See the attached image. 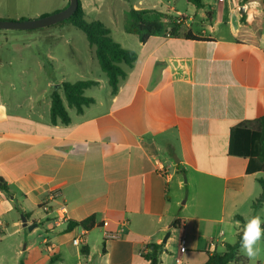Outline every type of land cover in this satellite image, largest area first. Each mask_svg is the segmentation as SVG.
I'll list each match as a JSON object with an SVG mask.
<instances>
[{
    "label": "crops",
    "instance_id": "0c3cea01",
    "mask_svg": "<svg viewBox=\"0 0 264 264\" xmlns=\"http://www.w3.org/2000/svg\"><path fill=\"white\" fill-rule=\"evenodd\" d=\"M44 2L0 0V20L39 19L69 5L60 0L64 7L46 10ZM203 3H189L192 15L178 12L182 36L119 43L138 58L124 67L116 95L93 51L98 66L74 71L77 81L98 83L84 94L95 102L78 113L59 90L68 125L51 122L53 90L70 82L66 75L48 79L46 62L58 61L52 51L31 52L37 74L11 70L29 45L0 55V178L8 188L0 186V264H149L143 254L152 245L162 246L159 264H205L236 243L247 218L264 213V205L253 208L262 194L259 159L230 150L235 129L257 134L264 116V2ZM155 6L141 9L177 11ZM189 32L204 40L184 38ZM4 65L10 70L2 74ZM185 176L192 197L181 203L174 193L184 189ZM54 189L62 198L49 202ZM47 202L49 213L41 209ZM62 204L68 221L55 226ZM91 216L102 242L91 239L94 230L71 226ZM104 230L120 239L105 241ZM83 231L85 243L73 245ZM258 247L255 260L239 256L264 264V239Z\"/></svg>",
    "mask_w": 264,
    "mask_h": 264
},
{
    "label": "trees",
    "instance_id": "16d2710c",
    "mask_svg": "<svg viewBox=\"0 0 264 264\" xmlns=\"http://www.w3.org/2000/svg\"><path fill=\"white\" fill-rule=\"evenodd\" d=\"M197 9L204 7L203 0H186ZM264 2V0H263ZM69 23L82 31L91 47L95 48L96 58L103 73L108 78L112 95H116L119 90L120 82L126 78L127 71L124 67H132L136 62L138 55L135 51L126 49L117 43L112 35L110 28L99 20L88 21L81 0L76 12L68 20L59 23ZM167 24L171 29H167ZM126 33L137 36L139 41L144 44L153 36L179 37L181 35V24L169 16L167 13L155 9H131L126 15V24L124 27ZM186 39L204 40V38L194 36L191 32L183 35ZM98 85L95 81H77L63 82L57 85L51 95V122L68 125L71 122L70 115L64 105L59 90H62L67 104L70 108H75L78 113H82L85 107L90 106L95 101L86 97L85 91ZM230 150L233 154L239 156H255L261 163L263 176L258 179L262 188V194L253 203V208L257 209L264 205V116L259 121V131L257 134L247 129L236 128L231 138ZM0 186L8 191L6 184L0 178ZM238 218L243 219L238 216ZM71 226L81 227L86 231H92L97 225L95 216H91L81 222H75ZM103 227V226H102ZM242 232L237 236L234 245H227V251L222 254H214L209 257L205 264H231L232 262L247 263L246 258L239 256L240 238ZM82 252L88 253V248L83 247ZM162 246L152 245L149 252L143 254L149 264H159Z\"/></svg>",
    "mask_w": 264,
    "mask_h": 264
},
{
    "label": "rangeland",
    "instance_id": "374dc122",
    "mask_svg": "<svg viewBox=\"0 0 264 264\" xmlns=\"http://www.w3.org/2000/svg\"><path fill=\"white\" fill-rule=\"evenodd\" d=\"M81 2L86 8L87 20H99L105 23L111 29L113 39L117 43H122L125 47H132L134 40L137 38L134 35H127L124 29L126 15L131 9L156 7L155 5H157V2H160L163 6H159L158 8L162 7L164 10H167V7L176 6L177 11H171L170 15L178 21L180 19L185 21V17L183 16L192 15L190 10L192 6L186 0H81ZM59 5H62L60 0H45L44 2L46 10L55 8ZM178 12L184 15L180 17ZM50 15L52 14H49V16ZM13 17L15 18V16ZM25 20L29 21L36 19L25 18ZM166 26L168 30L171 29L170 24ZM125 38H130V41L126 42ZM57 40H60V42H57ZM66 40H72V44L66 47L64 43ZM22 44L29 45V48H26L25 51L26 59L21 58L22 60H18L14 58L15 60L12 63L13 67L11 70L15 73L27 69L29 73L37 74V64L31 61V52H39L41 55H46L49 51H52L53 55L57 57L58 61L54 63L46 62V75L48 79L52 81L60 79L62 75H66L67 80L70 82L77 81L79 78H76L77 76L74 69L88 67L92 70L94 66H98L96 64V59L95 62L92 61L95 48L89 45L86 35L82 31L69 23L56 24L36 30H0L1 56L5 57V55H7V49L12 50L17 45ZM7 70H10L8 65H4L1 69L2 74H5ZM98 70L102 72L101 69ZM91 77H96V73L94 72ZM15 81L17 83L20 82L19 79ZM61 93L63 95V91H61ZM186 180L187 177L185 176L184 189L174 193L177 199V195L180 196L181 194V203H184L187 198L191 199L192 197V189L187 184ZM263 214L264 213H261V215ZM261 215L259 216L261 217ZM101 236L102 231L100 229L91 232L92 240L101 241Z\"/></svg>",
    "mask_w": 264,
    "mask_h": 264
},
{
    "label": "water",
    "instance_id": "95a60500",
    "mask_svg": "<svg viewBox=\"0 0 264 264\" xmlns=\"http://www.w3.org/2000/svg\"><path fill=\"white\" fill-rule=\"evenodd\" d=\"M78 5L79 0H69V5L64 10L36 20H0V30H36L47 28L62 23L71 18L72 15L76 12ZM23 222L24 225L27 226V221L25 218H23ZM35 227L36 224H33L32 226H29V229L33 230ZM170 234V232L167 234L164 239V243L167 242L168 238L170 237Z\"/></svg>",
    "mask_w": 264,
    "mask_h": 264
},
{
    "label": "clouds",
    "instance_id": "9594fccd",
    "mask_svg": "<svg viewBox=\"0 0 264 264\" xmlns=\"http://www.w3.org/2000/svg\"><path fill=\"white\" fill-rule=\"evenodd\" d=\"M264 220L259 215L246 219L240 238V251L249 261L255 260L259 255L258 247L261 239H264Z\"/></svg>",
    "mask_w": 264,
    "mask_h": 264
},
{
    "label": "built area",
    "instance_id": "2783aa9c",
    "mask_svg": "<svg viewBox=\"0 0 264 264\" xmlns=\"http://www.w3.org/2000/svg\"><path fill=\"white\" fill-rule=\"evenodd\" d=\"M220 1H223V0H220ZM62 198V193L60 192V190L58 189H54V190H51L50 193H49V202H55V201H58ZM49 202L45 203V204H42L41 205V209L45 212V213H49L51 212V205L49 204ZM60 214L55 217L54 219V225L55 226H59L61 224H64L68 221V216H67V213H68V210H67V206L65 204H62L59 208H58ZM105 224H107V222H105ZM104 228V226H103ZM85 231H83L78 237H76L74 240H73V245L75 246H82L84 243H85ZM117 239H120V233L118 232H110L108 230H104V240L105 241H108V240H117ZM48 242H46L47 244ZM213 244V242H212ZM185 240L182 239L180 241V252L181 253H184L185 252ZM177 264H182V261L180 258H177L176 260Z\"/></svg>",
    "mask_w": 264,
    "mask_h": 264
}]
</instances>
